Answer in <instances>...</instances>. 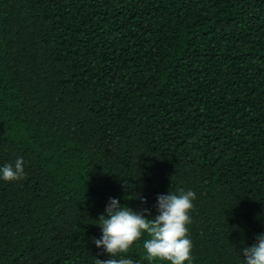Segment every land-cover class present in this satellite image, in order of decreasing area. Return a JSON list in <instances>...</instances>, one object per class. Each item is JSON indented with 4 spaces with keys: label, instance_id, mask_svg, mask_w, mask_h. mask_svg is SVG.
<instances>
[{
    "label": "trees",
    "instance_id": "trees-1",
    "mask_svg": "<svg viewBox=\"0 0 264 264\" xmlns=\"http://www.w3.org/2000/svg\"><path fill=\"white\" fill-rule=\"evenodd\" d=\"M17 157L0 264H168L147 234L103 253L96 220L181 189L191 264H242L264 232V0H0V166Z\"/></svg>",
    "mask_w": 264,
    "mask_h": 264
},
{
    "label": "clouds",
    "instance_id": "clouds-1",
    "mask_svg": "<svg viewBox=\"0 0 264 264\" xmlns=\"http://www.w3.org/2000/svg\"><path fill=\"white\" fill-rule=\"evenodd\" d=\"M25 175L24 159L17 157L14 163L0 166V181L21 180ZM157 214L149 219L151 210L144 208L136 211L120 203L119 198L110 197L104 213L96 220L100 228L99 237L93 238L97 249L110 257L126 253L133 243L145 234L143 240L146 259L149 262L159 260L168 264H191L192 241L188 236L191 223L189 212L193 208L196 193L181 189L168 191L157 196ZM141 203H146L140 198ZM242 264H264V232L256 236L255 242L241 252ZM100 264H133L130 258L100 260Z\"/></svg>",
    "mask_w": 264,
    "mask_h": 264
}]
</instances>
